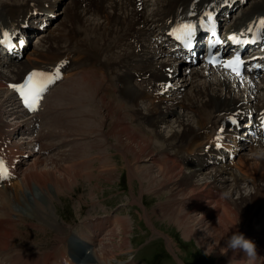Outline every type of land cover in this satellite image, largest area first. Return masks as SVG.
<instances>
[{
  "label": "bare ground",
  "instance_id": "6f19581e",
  "mask_svg": "<svg viewBox=\"0 0 264 264\" xmlns=\"http://www.w3.org/2000/svg\"><path fill=\"white\" fill-rule=\"evenodd\" d=\"M61 1L63 8L59 12L67 14L68 10V16L65 14L57 25L51 24L52 28L47 29L42 42L27 58L0 57V144L11 140L8 146L20 155L24 152L15 135L24 137L31 130L30 121L23 123V108L7 84L18 82L41 63L51 64L74 51L70 44L82 54L83 61H89L80 70L81 77L70 79L73 70H79L73 62L68 76L50 94L49 104L37 113L41 122L40 143L44 148L60 146L49 155L35 156L23 169L22 161V177L14 182V190L8 185L0 187V252L4 259L9 264H20L25 257L41 252L35 245L30 249L25 248L26 243L14 245L17 238L23 237L18 225L24 218L19 217L16 205L41 208L38 198L52 204L53 194L67 187L71 190L82 175L89 180L115 181L120 174L116 158L121 156L131 182L135 178L141 182L138 193L132 191V201L144 207L143 215L153 227L154 215L168 219L182 228L183 235L195 237L206 252L215 253L219 264H245L240 259L243 251L221 253L223 239L240 219L237 227L256 238L253 239L260 252L257 264L264 263V229L261 226L257 230L253 224L264 214V154H258L264 152L263 142L252 143L251 153L241 152L232 167L228 162L209 164L217 152L212 147L208 152L204 150L211 138L207 131L226 118L220 113L228 108H244L246 100L253 99L252 93L245 96L252 81L243 82L242 77L224 72L214 75L199 64L203 59L198 57L189 67L171 59H158V50L147 43L161 40L158 49L166 48L167 30L177 16L194 17L208 3L221 4L223 0H156L151 11H146V0H141V4L140 0H96L94 14L72 0L75 9L68 1L55 3L60 7ZM88 1L80 3L86 7ZM47 3L51 1L0 0V31L4 27L19 28L31 12ZM239 9L241 13L233 19L234 25L264 15V0H251ZM60 29H64L66 39L55 45L58 32L54 30ZM79 32L81 36L77 35ZM201 43L197 42L196 50L201 49ZM174 67L178 69L175 79L180 95L169 103L164 97H154L144 83L167 80L166 68ZM94 76L97 80L89 83L87 80ZM138 79L141 81L137 82ZM259 91H264V83L259 85ZM168 119L166 128L160 127L159 121ZM29 142L25 139L22 143ZM72 144L71 152L68 146ZM79 169L85 170L82 173ZM95 187H99L97 182ZM147 192L166 197L149 210L143 204ZM128 217L103 216L106 223L102 228L116 224L105 235L113 236L119 229L120 241L129 245V235H122L130 230ZM167 240L173 249V238L169 235ZM106 244L102 246L106 256L99 255V248L96 254L100 262L96 264L114 263L118 253L107 250ZM63 245L57 244L42 253L51 255L53 248Z\"/></svg>",
  "mask_w": 264,
  "mask_h": 264
},
{
  "label": "rangeland",
  "instance_id": "374dc122",
  "mask_svg": "<svg viewBox=\"0 0 264 264\" xmlns=\"http://www.w3.org/2000/svg\"><path fill=\"white\" fill-rule=\"evenodd\" d=\"M64 1H66V2L68 1L67 3H69L70 7L72 9H75V4L72 3L70 0H64ZM147 1H148V10L151 11V9L153 7H155L156 0H146V2ZM250 2H251V0H250ZM247 3H249V2H247ZM60 4H61V6H60L61 9L59 11H61L62 8H63V2L61 1ZM66 11H67V14H69V11L68 10H66ZM59 13H61V14L59 15L60 17L57 20V23L61 22L63 20V18L65 17V14H66L65 11L64 12H59ZM240 13H241V11H240ZM238 15H239V13L238 14L234 13L233 19H235ZM55 22H56V20H55ZM57 23H55V24H57ZM70 28L71 27H69V29ZM63 30H61V29L59 31L54 30L55 32H58L55 35L56 36L55 45H57L58 41L66 39V37L64 36V34L62 32ZM43 41H45V40H43ZM41 42H42L41 39L38 42H33V41L28 42V44L24 47L25 55H24L23 58H27V55H29L31 53V50L33 51V50L36 49V44L39 45ZM28 47L30 49H28ZM74 64H75V67L76 66L79 67V70H73V75L70 77V79H73L75 77H81L80 70L85 68V66H86V64H85V62H83L82 58L78 59V63H76L74 61ZM177 75H176V77H177ZM96 80H97V78H96V76H94L90 80H87V81L89 83H94ZM159 124H160V127L164 125L163 126L164 129L166 128V123L165 122H161L160 123V121H159ZM40 145L42 146L41 143H40ZM248 151H245V152L246 153H251L250 151L249 152ZM51 152L52 151H50V153ZM49 154H46V155H49ZM46 155L35 154L34 156H31L28 159H25L24 162H23L22 169H23V167L28 165L29 161L32 160V158H34L35 156H46ZM116 160L119 163H121L122 165L124 164L123 163L124 161L121 159V156L120 157L118 156L116 158ZM82 170L84 172V169H82ZM82 170H80V171L82 172ZM119 173H120L119 177L116 178L115 181H106L104 179L95 178V179H93V182H91L89 180V178L88 179L84 178V179H81V181L79 182L78 185L74 186L73 189L75 191L69 190L68 187L62 189V193H60L61 198L59 197L60 198L59 199V198L54 197L53 201H54V204H56V206L52 210V214L53 215L56 214L58 216H62V215H60L62 213L63 214H67L70 217V221H72L73 223H75V221H81L84 218L90 216V214L87 212V210L85 208L84 202L90 206L89 210L94 212L95 215H98V214L99 215H106V214H108V212L109 213H111V212L112 213H116V212L121 211L122 214H125L127 217L129 216L128 218H129V220H130L129 222L131 224L130 228H131L132 231L129 230V232L122 234V235H126V234L129 235V237H130L129 247L130 248H128L127 245H123V244H120V246L114 245L115 248L114 247L113 248L116 251V253H119L121 251L120 252V255H121L120 257L121 258H128L129 255H130V259H132L133 255L135 254V251L138 249V247L141 246L140 241L135 242L136 239L138 238L139 235H141V233L143 234V232H144V236H143L144 240L147 239L151 235V230L149 228L142 229L144 227L143 226L144 225V221H145V224L148 225L146 220L142 217L144 215H141L143 206L141 204L137 203V202H134L133 204H131L132 202L130 201V198H129V197H131L132 187L134 189H136L135 190L136 192L139 191V188L141 187L140 180L134 179L133 182L130 183L126 167L120 166ZM135 181H136V183H135ZM96 182H97V184H99V187L96 188V192L95 191L93 192L94 193L93 198L95 200L97 199L96 200L97 202L93 203L91 201V199H90L91 189H90L88 198L86 200H83V197L80 194V192L82 191V187H85V188L91 187L92 184H94ZM122 183H124V185H122ZM263 183H264V180H263ZM60 191L61 190H59V192ZM106 194H108L109 197L106 198L105 197ZM165 197H166L165 195L160 196V195H157V194H155L153 192H147L146 196H145V202H146V204L148 205L149 208H152L153 205L155 206L159 200L164 199ZM38 202L40 203L39 199H38ZM119 202H121V203H119ZM104 203H106V205ZM108 203H109V206L107 205ZM143 204H144V202H143ZM16 206H17V209H19V211H20V216L19 217H21V219L24 217L23 220L20 221L18 227L20 229L22 228L21 233H22L23 237H25V236L30 234L29 230L25 229V220H26V217H27L26 215H32V216L35 217L36 216L35 214H37L36 211H39V209H38L39 206H33L32 205L33 206L32 209H30V205L29 204L28 205H16ZM41 207H44V205L41 206ZM22 208L28 210V212L22 211L21 210ZM33 209H35V210H33ZM46 209L47 208H44V209L40 210L41 212L39 211V214L37 216L38 222H36V223L35 222H30L29 223V225L32 226L35 229V231L32 232V233L35 234L37 230H47L46 228L54 227L56 229L54 231V234H53L54 237H58V235H61V237H59V241H58L59 243L58 244H62V245L65 244L64 242L67 241L68 235L71 232L70 227H68L67 225H63V224L52 225L50 221H45V217L42 215V212L44 213ZM42 216H43V218H42ZM101 217H103V216H101ZM262 217H260L259 219H257L255 221V223H253L254 227H255V224H256V222L258 220L264 219L263 215H262ZM38 218H40V219H38ZM154 222H155V225L157 226L156 230H158L159 233H157L158 231H153L154 234L151 236V238L147 239V241H146L147 243L146 242H144L146 244L142 243V245L144 244V246L140 247L137 250V251L145 252V255L148 254L147 257H152L151 261L156 259V261H157L156 263L159 262L160 264H180V263L183 264L182 261L180 259L178 260L176 258V256H175V254H173L172 250L167 246L168 242L166 243V239L164 238L165 233H163V231H165L167 233H170V236L173 238V245H174V248H175L176 252L178 251L179 253H181V255L179 254V258L184 260L186 263L189 262V258H190V262L191 263L193 262L192 261V257L194 255L191 252H189V251H190V249H193L195 247L196 249L198 248L199 250H201V253L195 259V262L197 264H219L218 260L216 262V256H215L216 254L215 253L211 252L212 255L211 254L208 255L209 252L207 251V253H206L205 248L198 243V241L196 240L195 237L188 238L185 235H183V230L177 223H175V222L172 223L168 219H164V218H161V217H158V216L155 217ZM263 223H264V221H263ZM31 224H33V225H31ZM40 228H42V229H40ZM159 229H161L163 231H161ZM261 229H264V224L262 225ZM23 230L24 231L26 230L25 233H24ZM142 230H143V232H142ZM137 231H139L141 233H138ZM161 232L163 234H160ZM118 233H120L119 229H118V232L116 234H118ZM25 234H27V235H25ZM116 234L113 236L112 240L110 239V242L113 241V243H118L121 240V235L119 236V234L118 235H116ZM179 236H180V238L183 241H190V242H188L187 244H182L181 240L179 239ZM54 237H51L52 240H54ZM143 237H141L140 240H142ZM165 237H167V236H165ZM150 239H154V240L150 241ZM60 240H63V242H61ZM115 240H116V242H115ZM148 241H150V242H148ZM27 242H26V247L25 248H27V246H29L28 248L30 249V247L33 245L32 244L33 241L29 240ZM179 242L181 244V248H180ZM99 244H98V246H99ZM262 244H263L262 242H259V245H262ZM108 247L110 248L111 246H108ZM121 247L124 250L121 249ZM129 249H131V250L128 251ZM47 250H49V248H45L41 252H44V251H47ZM202 251H204L208 256L203 254ZM185 254L189 258H184L183 256H185ZM160 255H162L163 257H161ZM263 255H264V252H263ZM157 256H160L161 260ZM135 259H139L138 255H135ZM96 263H94V264H96ZM261 264H264V263H261Z\"/></svg>",
  "mask_w": 264,
  "mask_h": 264
},
{
  "label": "snow or ice",
  "instance_id": "6c2138e0",
  "mask_svg": "<svg viewBox=\"0 0 264 264\" xmlns=\"http://www.w3.org/2000/svg\"><path fill=\"white\" fill-rule=\"evenodd\" d=\"M194 31V27H193ZM233 38H235V34H233ZM209 59H213L212 57H209ZM213 62H218L213 60ZM224 66L231 69L233 72L240 73L241 68L244 65V60L242 59L241 55L237 53L235 56L231 57L228 60L220 61ZM36 73H30L27 77V80L24 84H14L12 87L18 89L20 91V95L24 98V104L31 110H36L39 107L40 100L42 98L43 93L47 90L46 84H33V76H35ZM10 175L9 172H7L4 169V166L2 162H0V176H8Z\"/></svg>",
  "mask_w": 264,
  "mask_h": 264
},
{
  "label": "clouds",
  "instance_id": "9594fccd",
  "mask_svg": "<svg viewBox=\"0 0 264 264\" xmlns=\"http://www.w3.org/2000/svg\"><path fill=\"white\" fill-rule=\"evenodd\" d=\"M258 154H264V152H260ZM239 221L240 219L237 220L232 226V229L229 230V234L226 239L222 238L224 243L221 248V253H227L229 250L236 253L243 251L244 255L240 257V259H242L245 264H257V259L260 256L257 243L254 239L247 236L245 232L241 231L237 227Z\"/></svg>",
  "mask_w": 264,
  "mask_h": 264
}]
</instances>
